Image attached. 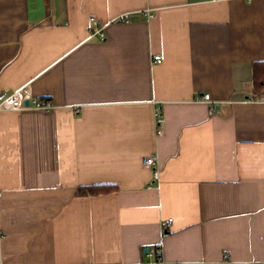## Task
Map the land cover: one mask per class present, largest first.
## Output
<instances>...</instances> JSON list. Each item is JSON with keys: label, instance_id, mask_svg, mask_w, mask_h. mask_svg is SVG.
I'll list each match as a JSON object with an SVG mask.
<instances>
[{"label": "crops", "instance_id": "0c3cea01", "mask_svg": "<svg viewBox=\"0 0 264 264\" xmlns=\"http://www.w3.org/2000/svg\"><path fill=\"white\" fill-rule=\"evenodd\" d=\"M261 64L264 0H0V94L52 103L0 111V264H264Z\"/></svg>", "mask_w": 264, "mask_h": 264}, {"label": "built area", "instance_id": "2783aa9c", "mask_svg": "<svg viewBox=\"0 0 264 264\" xmlns=\"http://www.w3.org/2000/svg\"><path fill=\"white\" fill-rule=\"evenodd\" d=\"M129 19L128 14H123L117 18V21L127 22ZM89 22L91 26L94 28L96 34H98L101 38L104 37V27H102L99 22L94 18H89ZM160 58L158 56L154 57V63H159ZM26 101H29L30 104L26 105ZM201 101H210V95L205 94L201 97ZM25 108H34L41 111H47L52 108V103L49 100H39L32 96L31 90L28 87L19 89L17 92L8 94L3 92L0 94V111L7 109L18 111ZM160 133V132H159ZM156 162L155 156H149L144 159L143 165L147 168L153 169L152 179L153 182L159 179V171L154 167ZM172 222V219H167L166 221L161 222L162 229L166 232L168 226ZM161 249L156 247L152 250V252H147L151 257H156L155 264H162L161 260Z\"/></svg>", "mask_w": 264, "mask_h": 264}, {"label": "trees", "instance_id": "16d2710c", "mask_svg": "<svg viewBox=\"0 0 264 264\" xmlns=\"http://www.w3.org/2000/svg\"><path fill=\"white\" fill-rule=\"evenodd\" d=\"M253 100L264 99V64L256 65L253 72ZM114 189L112 186H93L88 188H80L77 195H93L102 192H107Z\"/></svg>", "mask_w": 264, "mask_h": 264}, {"label": "water", "instance_id": "95a60500", "mask_svg": "<svg viewBox=\"0 0 264 264\" xmlns=\"http://www.w3.org/2000/svg\"><path fill=\"white\" fill-rule=\"evenodd\" d=\"M30 104V102L29 101H26V105H29Z\"/></svg>", "mask_w": 264, "mask_h": 264}]
</instances>
